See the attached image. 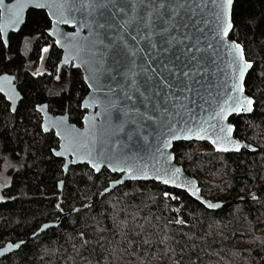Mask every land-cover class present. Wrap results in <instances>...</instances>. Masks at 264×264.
<instances>
[{"label":"trees","instance_id":"obj_1","mask_svg":"<svg viewBox=\"0 0 264 264\" xmlns=\"http://www.w3.org/2000/svg\"><path fill=\"white\" fill-rule=\"evenodd\" d=\"M231 21L229 38L252 63L244 89L253 112L229 121L234 137L257 151L218 154L196 142L172 148L201 194L227 203L216 212L155 182H126L98 199L118 178L106 169L95 174L78 165L64 176L63 160L52 153L59 141L42 131L36 106L68 113L81 126L88 92L81 73L64 67L57 75L61 52L47 35L51 23L43 11L30 10L7 47L0 36V76L12 75L22 95L12 113L0 94V172L8 164L10 179L0 201V248L91 202L0 264H264V0H234ZM255 191V199L247 198Z\"/></svg>","mask_w":264,"mask_h":264},{"label":"water","instance_id":"obj_2","mask_svg":"<svg viewBox=\"0 0 264 264\" xmlns=\"http://www.w3.org/2000/svg\"><path fill=\"white\" fill-rule=\"evenodd\" d=\"M234 0H0V36L8 46L30 10L43 11L48 37L61 52L64 67L79 70L88 92L81 101L82 125L68 113L52 115L37 105L44 133L53 132L70 167L106 169L118 178L98 199L126 182H155L184 192L208 211L227 203L206 199L198 182L175 163V143H208L215 153H254L234 137L233 116L250 115L253 100L244 81L252 67L229 35ZM0 94L15 113L22 95L9 74L0 76ZM63 181L59 182V190ZM257 191L247 198L255 199ZM3 185L0 183V201ZM240 198L239 200H245ZM91 202L44 223L34 239L57 228L63 218ZM8 242L0 260L27 241Z\"/></svg>","mask_w":264,"mask_h":264},{"label":"rangeland","instance_id":"obj_3","mask_svg":"<svg viewBox=\"0 0 264 264\" xmlns=\"http://www.w3.org/2000/svg\"><path fill=\"white\" fill-rule=\"evenodd\" d=\"M8 164H5L0 172V183L3 185V188L9 185L10 179L7 176Z\"/></svg>","mask_w":264,"mask_h":264},{"label":"flooded vegetation","instance_id":"obj_4","mask_svg":"<svg viewBox=\"0 0 264 264\" xmlns=\"http://www.w3.org/2000/svg\"><path fill=\"white\" fill-rule=\"evenodd\" d=\"M7 47V46H6ZM10 108V107H9Z\"/></svg>","mask_w":264,"mask_h":264}]
</instances>
